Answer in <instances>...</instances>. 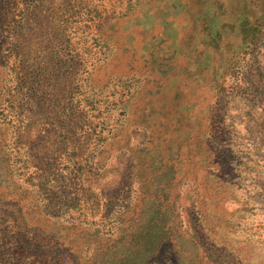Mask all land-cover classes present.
I'll use <instances>...</instances> for the list:
<instances>
[{
  "label": "rangeland",
  "instance_id": "374dc122",
  "mask_svg": "<svg viewBox=\"0 0 264 264\" xmlns=\"http://www.w3.org/2000/svg\"><path fill=\"white\" fill-rule=\"evenodd\" d=\"M222 1L0 0V264H264V0Z\"/></svg>",
  "mask_w": 264,
  "mask_h": 264
},
{
  "label": "trees",
  "instance_id": "16d2710c",
  "mask_svg": "<svg viewBox=\"0 0 264 264\" xmlns=\"http://www.w3.org/2000/svg\"><path fill=\"white\" fill-rule=\"evenodd\" d=\"M198 1V0H197ZM224 3L221 0V2H216L209 5V8L204 12L203 14V22H204V29L208 31L211 40L214 42L216 41L220 36V29L225 26H221L217 24L219 20L221 19V16L224 13H221V11L224 9ZM225 25V24H224ZM254 29H252L253 31ZM252 38L254 37V32H252Z\"/></svg>",
  "mask_w": 264,
  "mask_h": 264
}]
</instances>
